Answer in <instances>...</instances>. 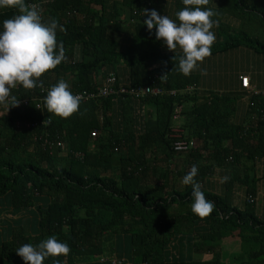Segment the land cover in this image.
<instances>
[{
  "label": "trees",
  "instance_id": "1",
  "mask_svg": "<svg viewBox=\"0 0 264 264\" xmlns=\"http://www.w3.org/2000/svg\"><path fill=\"white\" fill-rule=\"evenodd\" d=\"M214 1L204 6L219 23L211 55L240 46L264 54V0ZM39 2L45 22L66 28L57 31L66 59L39 78L43 85L63 79L73 93L96 92L113 73L118 84L132 86L159 76L166 89L141 100L83 99L68 118L48 112L45 100L37 107L39 86L12 89L29 103L10 100L0 112V264H25L16 249L49 236L71 250L43 264H111L114 257L131 264H264V94H252L253 105L240 113L243 91L202 95L198 77L178 71L183 52H165L155 27L143 21L145 8L168 15L185 7L183 0H27ZM17 14L0 8V26ZM177 106L183 110L175 120ZM176 125L181 137L172 135ZM178 139L190 149L175 151ZM194 164L215 203L205 218L192 212L193 189L182 182Z\"/></svg>",
  "mask_w": 264,
  "mask_h": 264
},
{
  "label": "clouds",
  "instance_id": "2",
  "mask_svg": "<svg viewBox=\"0 0 264 264\" xmlns=\"http://www.w3.org/2000/svg\"><path fill=\"white\" fill-rule=\"evenodd\" d=\"M210 2L183 0L185 7L175 13L177 19L161 15L156 9H144L147 18L143 23L149 30L155 27L156 38L162 39L169 50L175 51L178 47L182 50L178 71L186 76L212 53L216 40L212 29L218 26V21L213 19L216 12L212 8L202 7ZM6 7L17 8L19 14L5 19L0 26V105H8L10 100L16 105L19 100L11 95L12 89L18 85L25 89L43 87L39 78L66 59L63 42L57 40V31H66V28L56 19L45 22L38 8L29 6L27 0H0V8ZM82 100V95L73 93L69 83L60 79L48 90L45 106L48 112L68 118L80 111ZM198 172V166L192 165L182 182L192 186V212L205 218L213 212L215 203L206 198L196 180ZM229 178L225 175L221 182ZM70 250L66 242L49 236L36 245L23 244L16 253L25 264H43L47 258L68 255Z\"/></svg>",
  "mask_w": 264,
  "mask_h": 264
},
{
  "label": "crops",
  "instance_id": "3",
  "mask_svg": "<svg viewBox=\"0 0 264 264\" xmlns=\"http://www.w3.org/2000/svg\"><path fill=\"white\" fill-rule=\"evenodd\" d=\"M216 2L217 0L214 1L213 7H215ZM171 8L174 9L175 7ZM173 9H171L168 16L176 19ZM226 22H230L229 24L235 26V22L231 18H228ZM212 31H214L216 35L215 41L219 40V23L218 26H215L212 29ZM164 51L170 54L182 53V50L179 47L175 51L169 50L165 44ZM192 74L198 77V87L200 88V93L202 95L207 96L211 92L217 90H220L221 92L230 91V93L243 91L240 100V113H245L250 100L248 96H245L246 90L242 87L240 76H249L253 85H256L260 89H264V54L257 53L248 47L240 46L205 58ZM260 169L261 171H264V161ZM220 177L221 175L217 173L214 176V180H219ZM220 186V181L213 183V187L216 189H219ZM260 194L261 209L264 210V188L261 189Z\"/></svg>",
  "mask_w": 264,
  "mask_h": 264
},
{
  "label": "built area",
  "instance_id": "4",
  "mask_svg": "<svg viewBox=\"0 0 264 264\" xmlns=\"http://www.w3.org/2000/svg\"><path fill=\"white\" fill-rule=\"evenodd\" d=\"M42 1L45 3L49 2V0H42ZM32 5H35L42 14L41 2L32 3L30 6ZM240 79L242 82V87L246 90L245 96H248L249 100L252 94L253 95H257L261 93L264 94V89H259L256 85H253L249 76H240ZM116 83H117V86H116ZM162 85H165V84H162L161 81H159V76L155 78H151V81L149 83L138 85V86L127 85L124 83L118 84L117 77L115 76V74L111 73L102 80V84L96 92L83 91V92H74V93L82 95L84 100H88L91 97H96V96L108 97V96H114V95L117 96V95H128V94H130L131 97H133L134 99L141 100L142 98H145L147 96H159L163 94L165 92L166 87L164 89ZM39 89H40L41 98H39V101L37 102V107L42 108L43 102L45 100V97L47 95L49 88L43 85V87L39 86ZM183 89H184V92H188V91L191 92L193 91L194 86L191 85ZM169 92L171 93V95H176L177 90H171ZM28 103H29V99H23L19 101L18 104L27 105ZM249 103H250V106L253 105V102L249 101L248 104ZM250 106L248 108H251ZM182 110H183L182 106L176 107L174 111L175 120L181 117ZM143 112L144 111H142V114ZM96 134H97V131H93L92 135H96ZM182 134H183V129L180 127V125H176L173 128L172 135L175 137H181ZM173 148L177 152H186L190 149V142H188L186 139H178L174 142ZM248 199L250 202H255L258 200V197L250 195ZM111 264H131V263L125 259L114 257L111 259Z\"/></svg>",
  "mask_w": 264,
  "mask_h": 264
},
{
  "label": "rangeland",
  "instance_id": "5",
  "mask_svg": "<svg viewBox=\"0 0 264 264\" xmlns=\"http://www.w3.org/2000/svg\"><path fill=\"white\" fill-rule=\"evenodd\" d=\"M0 112L2 111V109H3V106H0ZM263 199V198H262ZM260 200H261V198H260ZM224 245H226L227 246V244L224 242ZM225 247V246H224ZM226 249H228L227 247H225Z\"/></svg>",
  "mask_w": 264,
  "mask_h": 264
},
{
  "label": "snow or ice",
  "instance_id": "6",
  "mask_svg": "<svg viewBox=\"0 0 264 264\" xmlns=\"http://www.w3.org/2000/svg\"><path fill=\"white\" fill-rule=\"evenodd\" d=\"M246 82V81H245Z\"/></svg>",
  "mask_w": 264,
  "mask_h": 264
}]
</instances>
